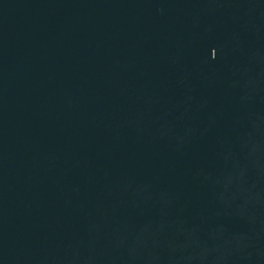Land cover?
<instances>
[{"label": "water", "instance_id": "obj_1", "mask_svg": "<svg viewBox=\"0 0 264 264\" xmlns=\"http://www.w3.org/2000/svg\"><path fill=\"white\" fill-rule=\"evenodd\" d=\"M0 264H264V0H0Z\"/></svg>", "mask_w": 264, "mask_h": 264}]
</instances>
